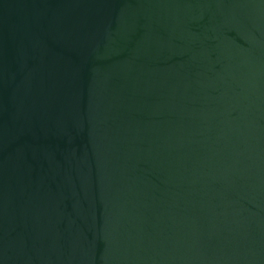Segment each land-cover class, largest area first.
Instances as JSON below:
<instances>
[{
  "label": "water",
  "instance_id": "95a60500",
  "mask_svg": "<svg viewBox=\"0 0 264 264\" xmlns=\"http://www.w3.org/2000/svg\"><path fill=\"white\" fill-rule=\"evenodd\" d=\"M0 264H264V0H0Z\"/></svg>",
  "mask_w": 264,
  "mask_h": 264
}]
</instances>
